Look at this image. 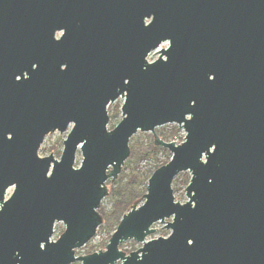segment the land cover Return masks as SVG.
<instances>
[{
    "label": "water",
    "instance_id": "obj_1",
    "mask_svg": "<svg viewBox=\"0 0 264 264\" xmlns=\"http://www.w3.org/2000/svg\"><path fill=\"white\" fill-rule=\"evenodd\" d=\"M168 124L182 143L157 135ZM71 125L60 159L41 157ZM138 132L171 159L106 249L77 256ZM76 262L264 264V0H0V264Z\"/></svg>",
    "mask_w": 264,
    "mask_h": 264
},
{
    "label": "rangeland",
    "instance_id": "obj_2",
    "mask_svg": "<svg viewBox=\"0 0 264 264\" xmlns=\"http://www.w3.org/2000/svg\"><path fill=\"white\" fill-rule=\"evenodd\" d=\"M163 48H167L166 44L163 45ZM160 56V52H153L149 60L154 61L157 60ZM125 102L124 98H120L116 102L112 103L108 110H109V115H110V122H109V129L112 130L113 126L116 127L123 119L122 115V106ZM174 126H178L175 124H168L162 127H159L156 129L157 134L159 137H167L168 142L175 141L178 143H182L184 141V138L186 136V132L184 129L179 128L176 137L171 136V132L174 128ZM73 125H71L68 130L64 133L60 132H54L49 134L41 149L39 150V155L41 157H47L50 156L51 154L55 156V158L60 159L63 149H64V141L67 139L68 134L70 133ZM179 127V126H178ZM154 137V134L151 132H138L136 135H134V140L135 141H140L143 139L144 144H149L151 141V137ZM132 140V139H131ZM132 142V141H131ZM130 142V143H131ZM170 156L172 154L168 149L166 150H161L154 156H150L147 158H142L138 163L136 164V167L141 171L143 174H148L150 171L153 170V172L156 170L157 166L162 165L164 162L170 160ZM170 158V159H169ZM83 160L82 154L79 151L77 153V159H76V166H79ZM131 167V166H130ZM127 172L129 169H126ZM190 176L191 179V174L189 172H183L174 181L173 188L175 191V198L176 201H179L181 203H186L188 201V197L186 195V188L188 184H186V179L187 177ZM110 186V185H108ZM107 186V187H108ZM13 188L9 190L7 197L10 196L12 193ZM115 200L112 197H107L103 199L102 204L106 210L109 212L112 209V206L114 204ZM144 202V200L139 201V204L141 205ZM173 219H167L165 224L162 223H156L153 228L155 229V232L148 237V240L152 239H157L159 237H168L171 234V230L167 229L165 227L168 225V222H172ZM65 224L64 223H58L55 227V234L53 237V240H57L59 236L65 231ZM111 235V232L108 231L107 229H99L97 235L89 242L87 243L84 247L77 249L76 254L77 256H83V255H88L92 254L95 252H98L99 250H105L106 245L109 243V237ZM142 247L141 243H138L136 241H127L121 245V249L125 251L126 253L130 254V252L136 251ZM74 264H82V262H76ZM120 264V263H117Z\"/></svg>",
    "mask_w": 264,
    "mask_h": 264
},
{
    "label": "trees",
    "instance_id": "obj_3",
    "mask_svg": "<svg viewBox=\"0 0 264 264\" xmlns=\"http://www.w3.org/2000/svg\"><path fill=\"white\" fill-rule=\"evenodd\" d=\"M112 128H114V126ZM178 128V126H174L171 132L172 137H176ZM162 139L168 141L167 137H163ZM133 140L134 137L132 138V142L130 143V157L126 161L121 174L116 180H109L106 183V186L110 185L111 187L108 194L109 197H112L115 200L111 211L108 212L103 205H101L98 209L103 218V224L99 229H107L111 232L109 240L111 239L112 234L116 231L123 216L127 214L135 204L143 200L145 194L147 193L148 181L154 172L152 170L148 174H143L136 167V164L142 158L154 156L159 151L166 150L157 143L155 135L154 137H151V141L147 145L144 144L143 139H141L140 141L137 140L136 142H133ZM169 161L170 160L164 162L160 166H157L156 169L167 164ZM126 169H129V171L127 172ZM189 182L190 176L187 177L186 184H189Z\"/></svg>",
    "mask_w": 264,
    "mask_h": 264
},
{
    "label": "built area",
    "instance_id": "obj_4",
    "mask_svg": "<svg viewBox=\"0 0 264 264\" xmlns=\"http://www.w3.org/2000/svg\"><path fill=\"white\" fill-rule=\"evenodd\" d=\"M163 45H165V43H163V44H162V45L156 50V52H160V50L163 49ZM154 52H155V51H154ZM152 53H153V52H152ZM152 53H151V54H152ZM151 54H150V55H151ZM150 55H149V57H150ZM149 57H148V60H149ZM154 61H155V60H154ZM149 62H153V61H150V60H149ZM177 143H178V142H177Z\"/></svg>",
    "mask_w": 264,
    "mask_h": 264
}]
</instances>
